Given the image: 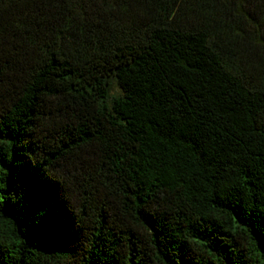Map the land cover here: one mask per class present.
<instances>
[{
    "label": "trees",
    "instance_id": "1",
    "mask_svg": "<svg viewBox=\"0 0 264 264\" xmlns=\"http://www.w3.org/2000/svg\"><path fill=\"white\" fill-rule=\"evenodd\" d=\"M0 264H264V0H0Z\"/></svg>",
    "mask_w": 264,
    "mask_h": 264
},
{
    "label": "rangeland",
    "instance_id": "2",
    "mask_svg": "<svg viewBox=\"0 0 264 264\" xmlns=\"http://www.w3.org/2000/svg\"><path fill=\"white\" fill-rule=\"evenodd\" d=\"M112 92H113V93L118 92V88H117L116 86H114Z\"/></svg>",
    "mask_w": 264,
    "mask_h": 264
}]
</instances>
